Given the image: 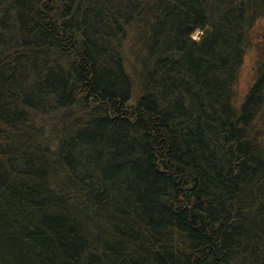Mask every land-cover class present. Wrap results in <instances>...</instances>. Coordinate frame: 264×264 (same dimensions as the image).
Wrapping results in <instances>:
<instances>
[{"label": "trees", "instance_id": "trees-1", "mask_svg": "<svg viewBox=\"0 0 264 264\" xmlns=\"http://www.w3.org/2000/svg\"><path fill=\"white\" fill-rule=\"evenodd\" d=\"M263 15L0 0V264H264Z\"/></svg>", "mask_w": 264, "mask_h": 264}, {"label": "rangeland", "instance_id": "rangeland-1", "mask_svg": "<svg viewBox=\"0 0 264 264\" xmlns=\"http://www.w3.org/2000/svg\"><path fill=\"white\" fill-rule=\"evenodd\" d=\"M256 33L257 35H261L264 33V15L263 18L260 20V22L257 25L256 28ZM196 38L199 37V33L195 35ZM257 44V40H255ZM255 48L252 47L250 49V52L248 53L243 68H242V73L240 77L239 84L237 86L238 91L240 94H245L249 87L253 84L254 82V65H255Z\"/></svg>", "mask_w": 264, "mask_h": 264}]
</instances>
